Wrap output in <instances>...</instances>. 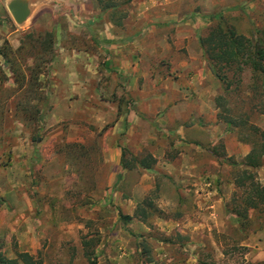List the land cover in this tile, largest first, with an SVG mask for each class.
I'll list each match as a JSON object with an SVG mask.
<instances>
[{
    "label": "rangeland",
    "instance_id": "1",
    "mask_svg": "<svg viewBox=\"0 0 264 264\" xmlns=\"http://www.w3.org/2000/svg\"><path fill=\"white\" fill-rule=\"evenodd\" d=\"M4 1L0 0V47L5 41L8 42L11 61L0 62V252L9 257L8 254L13 253L15 256L19 251L16 233L21 228L20 224L13 225L14 231L6 229L5 233H1V222L9 216L18 218L21 215L20 210L13 205L11 207L9 203L10 194H14L18 201L20 191L25 188L19 182V169L23 166L17 161L27 145L36 147L40 143L37 153L47 155L56 147L65 158L67 170L65 179L57 187L44 182L39 171L36 172L38 182L33 183L35 168L29 169L31 181L27 182L26 192L34 206H37L30 216L48 220L46 217L54 215L74 222L71 229L74 236L70 237V241L66 237L55 240L50 236L56 232L67 231L65 224L54 228L49 224L42 226L45 232H49L39 242L41 248L38 258L42 263L264 264V211L251 210L245 220L237 219L230 211L241 200L244 189L237 187L236 179L244 169L241 163L251 150L255 136L251 130L242 126L231 127L221 119L231 118L237 121L240 116L244 118L246 108L242 107V97L248 94L250 73L245 71L241 76L240 95L234 91L229 96L202 55L200 67L203 71L209 70L213 77L210 83L201 84L204 88L210 86L212 91L211 99L209 93L203 99L215 109L217 126H214L216 130L213 128L211 138H203L205 142L196 151L201 164L196 177L188 178V181L182 178H159L155 180L153 189L139 201L136 199L137 202L130 205L124 202L119 207L115 205L117 199L111 191L114 185L109 184L111 179L115 180L109 176L111 168L106 167L105 176L98 170L99 176L93 175L94 168H97L96 144L102 139L105 130L98 131L97 128L89 127L85 123L86 114L80 112L75 113L73 118L49 126L53 120L48 98L50 65L56 52L55 45L52 52L44 51L41 44L45 40V33L54 30L53 27L58 24L62 33L56 41L68 42L76 49L86 47L92 52L98 51L95 45L97 38L94 34L89 35L83 27L86 23L70 21L64 15L56 18L49 9L37 11L33 25L25 31L19 30L11 35L15 26L7 18L1 17L5 15ZM113 1L118 4V8L104 11L97 0H78V5H81L77 8L81 11L78 15L90 20L87 25L92 26L95 32L97 29H105L106 26H114L116 36L120 39L134 37L135 40L126 49H134V53H138L137 57L143 56L142 48L152 50L153 55L145 52L149 64L148 75L154 77L151 80L152 85L149 84L151 95L154 92L153 80L158 87L167 78L165 47L175 41L176 35L169 32V28L178 24L196 23L200 28L199 38L221 15L246 37L255 35L256 38L264 39V0ZM110 33L114 35L111 31ZM36 72L39 73L36 82L38 87L32 92L31 88L34 86H31L30 78ZM19 74L25 76L22 88L17 83ZM234 86L235 84L233 88ZM153 98L148 99L151 100L150 104L154 101ZM257 109H261V106ZM35 111H38L37 115ZM203 118L209 121V113H204ZM249 121V124L264 132V113L257 112ZM70 126L73 129H69ZM75 126L79 127L78 131L74 129ZM82 126L89 127V130L82 132ZM51 135L56 136L60 142L62 139L60 145L53 147L51 143H44ZM74 136L84 138L85 142L67 143V138ZM182 151L181 148L167 147L164 149V157L171 159L173 166L178 168L179 153ZM186 151L191 153L189 148ZM16 153L20 154L19 157H16ZM147 155L149 154L141 153L137 158ZM135 158L132 153L125 151L124 161L134 164ZM40 166L43 167L42 164ZM253 172L256 180L264 184V166ZM194 185L198 186L194 188L200 194L194 190ZM121 186L125 196L130 187L128 177ZM181 186L185 188V192L177 194L175 191ZM206 189L212 191L210 197L201 194ZM149 202L152 206H148ZM205 202L217 203V207L209 209L203 206ZM145 208L149 211L147 217L142 219L138 216H142L140 211ZM128 214L134 221H123L122 217L129 216ZM30 227L33 228L34 225Z\"/></svg>",
    "mask_w": 264,
    "mask_h": 264
},
{
    "label": "crops",
    "instance_id": "2",
    "mask_svg": "<svg viewBox=\"0 0 264 264\" xmlns=\"http://www.w3.org/2000/svg\"><path fill=\"white\" fill-rule=\"evenodd\" d=\"M77 1H4L5 15L1 17L7 18L15 26L11 35L16 34L19 30L25 31L33 25L37 11L49 9L56 18L64 15L70 21L86 23L83 24V27L87 29L89 35L93 36L94 34L97 38L95 44L97 52L89 51L86 47L76 49L68 42L56 41V53L50 65L48 98L53 120L49 126L52 127L67 118H73L75 113L80 112L86 114L85 123L89 127L97 128L98 131L105 130L102 139L96 144L98 153L96 154L97 164H95L97 168H94L93 175L99 176L98 172L102 171L101 174L105 176L106 167L111 168L109 176L115 180L111 179L109 184L113 183L112 185H114L111 191L117 199L115 205L119 207L124 202L130 205L136 199L139 201L142 196L153 189L155 180H159V178L169 180L170 178H182L187 181L193 176L195 178L197 169L201 166L200 158L197 156L199 154L196 151H199L207 136L211 138L214 129L216 130L214 126H217L215 109L211 103L208 104L203 99L207 93L211 99L212 91L210 86L204 88L201 84L203 82L205 85L207 82L210 83L213 77L209 70L203 71L200 67L203 52L198 44L199 25L185 23L169 28L168 31L176 35L174 36L175 41L165 47L164 59L167 62V78L165 82H162V86L159 84L158 87L153 80L154 92L151 95L149 91H151V80L154 77L148 75L149 64L145 52L150 54L152 50L147 47L142 48L143 56L137 57L138 53H134V49L132 51L126 49V46L132 43L135 38L120 39L119 36H116L117 32L114 26H111L112 29L106 26L105 29H97L95 32L92 26L87 25L90 20L78 15L81 11L77 8H80L81 5L79 6ZM23 9L27 10L26 18L23 22L17 23L12 16V11ZM53 29L57 40L60 38L62 28L55 24ZM65 33L67 32L65 31ZM136 43L135 41L134 45ZM127 52L128 54H126ZM159 57L161 58V56ZM0 62L3 63L1 55ZM151 97H154V101L150 104L151 100L148 99ZM166 102L167 104H165ZM207 107H209L208 110ZM204 113H209V121L203 118ZM89 127L82 126L81 131L85 132L87 129L89 130ZM69 129L73 128L70 126ZM74 129L78 131L79 127ZM164 138L168 139L164 140ZM58 141L56 136L51 135L44 140V143H51L54 147L60 145L62 139L61 142ZM68 141L84 143L85 139L74 136L67 138V143H69ZM171 146L183 149L179 153L180 165L178 168L173 166L171 159L164 157V149ZM39 147L40 143L36 147L27 145L17 161L23 166L19 169L21 172L19 182L20 185H25V188L20 191L21 195H19L18 201L14 198V194H10L11 202L9 203L11 207L13 205L14 208H18L21 215L18 218L9 216L7 220L1 222V233H5L6 229L14 231L13 225L20 224L21 228L16 233L18 249L20 252H28L35 257L39 256L40 240L45 239L49 233L45 232L46 230L42 226L49 224L54 228L60 224L66 225L67 231L50 234L55 240L66 237L70 241V237L74 236L71 231L74 226L72 220H62L54 215L46 217L48 220L30 216L37 206H34L26 192L27 182L31 181L29 169L35 168L33 183L37 184L36 172L39 171V176L44 182L57 187H60L65 179L64 174L67 170L64 163L65 158L62 153L57 151L56 147L50 150L47 155L41 152L37 153ZM186 148H189L191 153H188ZM123 150L132 153L134 158L138 154L148 153L156 162L149 169H143L135 160H133L134 164L125 161L127 165L123 167L121 164ZM15 155L19 157L20 154L16 153ZM93 159L94 157L91 160ZM127 177L130 187L128 193L123 196L121 184ZM195 186L197 185L192 187ZM195 191L200 194L199 191ZM175 192L177 194L184 193L185 188L177 187ZM201 194L210 197L212 191L206 189ZM203 206L213 209L217 207V203L205 202ZM130 220L134 221V219ZM81 224L84 223L81 222ZM31 225L34 227H30ZM59 249L60 246L57 250L59 251ZM8 255L11 258L15 257L13 253ZM42 264L55 263L44 261Z\"/></svg>",
    "mask_w": 264,
    "mask_h": 264
},
{
    "label": "trees",
    "instance_id": "3",
    "mask_svg": "<svg viewBox=\"0 0 264 264\" xmlns=\"http://www.w3.org/2000/svg\"><path fill=\"white\" fill-rule=\"evenodd\" d=\"M101 4L104 11L114 10L118 8V4L113 0H97ZM131 0H127L130 2ZM39 40L40 37H39ZM38 40V41H39ZM56 41L55 31L45 33V40L41 44L44 51L52 52ZM199 46L203 52V56L210 64L215 77L221 82L224 92L229 95L237 91L240 95L242 90L241 76L245 71L250 73L251 79L248 86V94L242 97V107H245L244 118L240 116L235 121L231 118H222V121L231 127L242 126L255 136L252 141V148L244 157L241 165L244 169L239 173L236 179V185L244 189L240 202L234 208H230L231 213L239 220H245L248 213L252 211H264V184L256 180L254 170L264 166V132L253 124H249L252 115L264 113V39L256 38L255 35L246 37L240 33L236 27L229 24L228 19L221 15L217 17L207 29L204 35L198 38ZM8 42L0 47V55L3 60L8 63L11 61L9 57ZM14 63V62H13ZM14 73V71H13ZM39 73L31 76V91H35ZM25 76L19 74L17 83L19 88L24 86ZM235 84L234 88L233 85ZM230 96V95H229ZM228 96V97H229ZM34 99V98H33ZM38 99V98H37ZM222 100V99H221ZM228 102L227 99H224ZM259 103V106H258ZM261 106V109H257ZM228 111V110H227ZM36 115L38 111H35ZM221 115V114H220ZM125 151H122L121 164L126 167L124 161ZM135 161L143 169H149L155 164V160L151 155H147L141 159L135 158ZM236 165V164H235ZM152 206L151 202L147 203ZM146 208L140 211L142 219L147 217ZM136 217V216H135ZM123 221H129L130 216H123ZM143 221V220H142ZM145 221V220H144ZM143 221V223H145ZM242 225V224H240ZM0 264H42V260L28 252H16L14 258H9L0 252ZM214 264V262L203 263Z\"/></svg>",
    "mask_w": 264,
    "mask_h": 264
},
{
    "label": "water",
    "instance_id": "4",
    "mask_svg": "<svg viewBox=\"0 0 264 264\" xmlns=\"http://www.w3.org/2000/svg\"><path fill=\"white\" fill-rule=\"evenodd\" d=\"M26 15H27L26 9L12 11V16L17 23L23 22L26 18Z\"/></svg>",
    "mask_w": 264,
    "mask_h": 264
}]
</instances>
